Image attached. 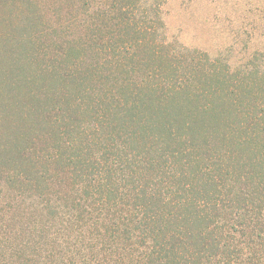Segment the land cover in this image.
Returning <instances> with one entry per match:
<instances>
[{
  "label": "rangeland",
  "instance_id": "obj_1",
  "mask_svg": "<svg viewBox=\"0 0 264 264\" xmlns=\"http://www.w3.org/2000/svg\"><path fill=\"white\" fill-rule=\"evenodd\" d=\"M0 264H264V0H0Z\"/></svg>",
  "mask_w": 264,
  "mask_h": 264
},
{
  "label": "trees",
  "instance_id": "obj_2",
  "mask_svg": "<svg viewBox=\"0 0 264 264\" xmlns=\"http://www.w3.org/2000/svg\"><path fill=\"white\" fill-rule=\"evenodd\" d=\"M203 243H204V241H203ZM204 244H206V242ZM224 246H226V245H224Z\"/></svg>",
  "mask_w": 264,
  "mask_h": 264
}]
</instances>
